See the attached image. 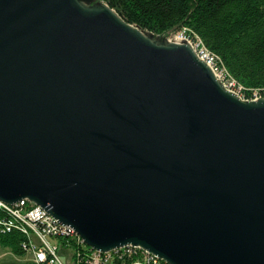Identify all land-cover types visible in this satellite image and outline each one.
<instances>
[{"label": "water", "instance_id": "water-1", "mask_svg": "<svg viewBox=\"0 0 264 264\" xmlns=\"http://www.w3.org/2000/svg\"><path fill=\"white\" fill-rule=\"evenodd\" d=\"M86 245L264 264V98L107 7L0 0V199Z\"/></svg>", "mask_w": 264, "mask_h": 264}, {"label": "trees", "instance_id": "trees-1", "mask_svg": "<svg viewBox=\"0 0 264 264\" xmlns=\"http://www.w3.org/2000/svg\"><path fill=\"white\" fill-rule=\"evenodd\" d=\"M104 1L127 21L154 33L185 27L248 91L264 88V0ZM0 212L10 210L0 208ZM20 229L0 233V244L16 254L26 251L21 246L25 233Z\"/></svg>", "mask_w": 264, "mask_h": 264}, {"label": "built area", "instance_id": "built-area-1", "mask_svg": "<svg viewBox=\"0 0 264 264\" xmlns=\"http://www.w3.org/2000/svg\"><path fill=\"white\" fill-rule=\"evenodd\" d=\"M179 30L174 39L177 42H187L193 47L196 55L211 68L219 81L220 77L216 73L218 71L232 79L197 35L188 32L185 27ZM258 90L253 93L254 96L256 97L262 91L260 95L264 98V88ZM5 203L10 205V212H0V233L11 227L21 228L20 230L25 233V240L22 241L21 246L26 251H30L34 264H64L58 256L57 245L51 243L45 236L56 240L73 241L75 247L71 246V249L77 254L75 260L81 264H170L147 248L136 244L127 243L107 250L91 248L85 244L72 226L60 223L31 199L21 198L12 203Z\"/></svg>", "mask_w": 264, "mask_h": 264}, {"label": "rangeland", "instance_id": "rangeland-1", "mask_svg": "<svg viewBox=\"0 0 264 264\" xmlns=\"http://www.w3.org/2000/svg\"><path fill=\"white\" fill-rule=\"evenodd\" d=\"M82 5L88 7V8H97V7H107L110 10H112L114 13H116L124 22L130 24L132 27L140 30L144 35L148 36L151 40H153L154 42H156L157 44H161L163 45L164 43H166L167 41H174L177 42V40L174 39V37L176 36V33L179 32L180 30L178 28H173L171 30H169L166 33H154L151 30H147V29H142L139 26L135 25L134 23H131L129 21H127L126 18H124L118 11H116L113 7H110L109 4H107L106 1L104 0H78ZM219 75V79L220 81L217 79V81L219 82V84L226 89L229 92H232L236 95V97L240 98L241 100H253V99H257V98H263L260 94L255 97L253 93L259 91L258 89H249V91L244 87V85H241L237 82V80H235L233 77H231L232 79H229L228 75L222 74L220 71L216 72ZM237 84H236V82ZM232 85V87H231ZM47 238V240L49 239V241L51 243H55L58 247V256L60 258V260L64 263V264H79L77 263V261L75 260V251L73 252L71 249L72 247H75V243L73 241H65L63 239L60 240H56L55 238H49L47 236H45ZM36 240V239H35ZM38 242V241H36ZM88 246V245H87ZM27 252L30 253V251L28 250ZM16 260H20L22 263L26 264L27 260L23 259V258H18L17 256H15ZM4 258V257H2ZM5 258H9L8 256H5ZM7 263L6 264H12L11 262H8V259L6 260ZM0 264H4L2 261H0Z\"/></svg>", "mask_w": 264, "mask_h": 264}, {"label": "crops", "instance_id": "crops-1", "mask_svg": "<svg viewBox=\"0 0 264 264\" xmlns=\"http://www.w3.org/2000/svg\"><path fill=\"white\" fill-rule=\"evenodd\" d=\"M14 255L18 258H23L27 260L26 264H34L31 253L25 251L23 254H16L9 247L0 244V261L6 264V260L8 259V262H11L12 264H24L20 260H16ZM5 256H8L9 258H5Z\"/></svg>", "mask_w": 264, "mask_h": 264}, {"label": "bare ground", "instance_id": "bare-ground-1", "mask_svg": "<svg viewBox=\"0 0 264 264\" xmlns=\"http://www.w3.org/2000/svg\"><path fill=\"white\" fill-rule=\"evenodd\" d=\"M189 47L191 48V50L193 51V53H194V55L197 57V59H199L200 61H202L197 55H196V53H195V51L193 50L194 48L193 47H191L190 45H189ZM203 62V61H202ZM204 63V62H203ZM205 64V63H204ZM208 68H209V70L212 72V70H211V68L207 65V64H205ZM212 74H213V76L215 77V75H214V73L212 72ZM215 79H216V77H215ZM217 80V79H216ZM224 89V88H223ZM225 91H227L226 89H225ZM228 92V91H227ZM0 208L2 209V210H4V209H8V210H10V205L9 204H6L5 203V201H3V200H0Z\"/></svg>", "mask_w": 264, "mask_h": 264}]
</instances>
